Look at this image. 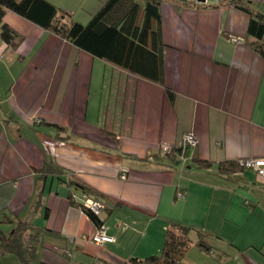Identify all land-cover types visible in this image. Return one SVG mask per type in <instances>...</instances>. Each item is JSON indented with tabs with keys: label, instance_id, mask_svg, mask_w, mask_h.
<instances>
[{
	"label": "crops",
	"instance_id": "obj_1",
	"mask_svg": "<svg viewBox=\"0 0 264 264\" xmlns=\"http://www.w3.org/2000/svg\"><path fill=\"white\" fill-rule=\"evenodd\" d=\"M251 7L264 13V0ZM160 18L164 85L5 11L19 37L15 47L0 39V221L12 219L0 230L33 226L32 264H144L171 220L207 235L202 247L193 234L176 264H264V177L216 170L222 160L264 158V56L246 42L249 15L218 0H162ZM186 133L196 145L171 164L158 147H184ZM81 185L105 204L112 242L91 241L96 225L69 200ZM17 263L0 250V264Z\"/></svg>",
	"mask_w": 264,
	"mask_h": 264
},
{
	"label": "trees",
	"instance_id": "obj_2",
	"mask_svg": "<svg viewBox=\"0 0 264 264\" xmlns=\"http://www.w3.org/2000/svg\"><path fill=\"white\" fill-rule=\"evenodd\" d=\"M162 0H105L91 14L85 24L73 21L69 15L49 0H0V39L7 45L16 46L18 33L3 21L6 10L13 11L38 26L66 39L92 56L105 60L128 73L164 85V48L161 34L160 3ZM178 4L200 3L197 0H173ZM232 4L249 15L246 42L254 51L264 56V13L251 7V0H218ZM18 40V39H17ZM173 99V92L166 88ZM58 131L62 127L54 125ZM188 145L172 146L167 157L176 159L187 156ZM180 156V157H179ZM197 168L207 169L212 161L194 157ZM245 159V158H242ZM241 159L222 160L216 164L217 173L228 176L244 168ZM88 195L90 189L81 185L80 194ZM89 196V195H88ZM79 196L69 195L71 204L78 206L96 227L102 226L100 213L96 214L83 205ZM12 222L11 218L6 221ZM25 221H17L14 228L4 233L0 230V250L13 253L17 264H32L35 259L37 232ZM32 232V233H30ZM205 247L206 233L190 225L169 221L165 230L161 250L142 259L144 264H176L182 260L194 243ZM63 253V252H62ZM64 254V253H63ZM65 255V254H64ZM67 256V255H65ZM69 257V256H67ZM134 259H130L132 262ZM97 262V261H95ZM99 264H106L99 262Z\"/></svg>",
	"mask_w": 264,
	"mask_h": 264
},
{
	"label": "built area",
	"instance_id": "obj_3",
	"mask_svg": "<svg viewBox=\"0 0 264 264\" xmlns=\"http://www.w3.org/2000/svg\"><path fill=\"white\" fill-rule=\"evenodd\" d=\"M228 39L231 42H237L240 41V39H238L237 37L233 36V35H229ZM184 140L185 143L189 146H195L196 145V137L194 136L193 133H186L184 135ZM172 146L166 143H161L158 147L159 151L161 153H167L171 150ZM240 165L248 167V168H252L254 169L260 176L264 177V158L263 157H259V158H245V159H241L240 160ZM123 178L125 176H122ZM178 197H183L184 196V192L183 191H179L177 193ZM84 206H86L87 208H89L92 212L98 214L100 213L104 207L105 204L102 203L99 200H96L84 193L80 194L79 198H78ZM114 240V238L109 235L105 228L103 226H99L96 227L94 233L91 236V241L94 242L95 244H103L106 242H112ZM65 255L70 256L71 255V251L66 249L62 251ZM76 264H84L83 262H77ZM92 264H99L97 262H93Z\"/></svg>",
	"mask_w": 264,
	"mask_h": 264
},
{
	"label": "rangeland",
	"instance_id": "obj_4",
	"mask_svg": "<svg viewBox=\"0 0 264 264\" xmlns=\"http://www.w3.org/2000/svg\"><path fill=\"white\" fill-rule=\"evenodd\" d=\"M51 1V0H49ZM56 6H58L63 11H68L70 18L73 21H77L79 23L85 24L88 19L84 17L82 19L80 16L87 14L90 10L94 9L95 5L99 3L101 0H53ZM104 1V0H103ZM105 2V1H104ZM79 19H76V17ZM36 248V245H35Z\"/></svg>",
	"mask_w": 264,
	"mask_h": 264
},
{
	"label": "water",
	"instance_id": "obj_5",
	"mask_svg": "<svg viewBox=\"0 0 264 264\" xmlns=\"http://www.w3.org/2000/svg\"><path fill=\"white\" fill-rule=\"evenodd\" d=\"M197 1L203 2L204 0H197Z\"/></svg>",
	"mask_w": 264,
	"mask_h": 264
}]
</instances>
